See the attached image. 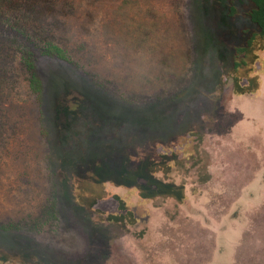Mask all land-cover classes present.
Segmentation results:
<instances>
[{
	"label": "rangeland",
	"instance_id": "rangeland-1",
	"mask_svg": "<svg viewBox=\"0 0 264 264\" xmlns=\"http://www.w3.org/2000/svg\"><path fill=\"white\" fill-rule=\"evenodd\" d=\"M252 8L41 0L65 59L0 20V264H264Z\"/></svg>",
	"mask_w": 264,
	"mask_h": 264
},
{
	"label": "trees",
	"instance_id": "trees-1",
	"mask_svg": "<svg viewBox=\"0 0 264 264\" xmlns=\"http://www.w3.org/2000/svg\"><path fill=\"white\" fill-rule=\"evenodd\" d=\"M41 0H0V20L9 22L13 26L19 28L22 31L32 34V36L43 44L42 53L47 56L58 57L60 59L66 58V53L54 46L52 43L47 42L48 27L43 16L39 15L38 8ZM253 8L247 14L251 23L258 29V36L264 39V0H250ZM252 41V39H251ZM251 42L247 43V47H250ZM240 52H245V49H241ZM23 59L27 65L33 69V62L31 61L30 52L23 54ZM238 66V65H236ZM2 68L0 67V87L6 85L5 77L3 76ZM40 88V82L33 73V79L31 86ZM246 89L239 88V92H244ZM250 92V90H247ZM245 91V92H247ZM1 113H0V129H1Z\"/></svg>",
	"mask_w": 264,
	"mask_h": 264
}]
</instances>
